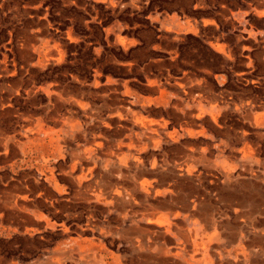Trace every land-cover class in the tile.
Segmentation results:
<instances>
[{
    "label": "rangeland",
    "instance_id": "374dc122",
    "mask_svg": "<svg viewBox=\"0 0 264 264\" xmlns=\"http://www.w3.org/2000/svg\"><path fill=\"white\" fill-rule=\"evenodd\" d=\"M262 2L0 0V264L264 263Z\"/></svg>",
    "mask_w": 264,
    "mask_h": 264
},
{
    "label": "crops",
    "instance_id": "0c3cea01",
    "mask_svg": "<svg viewBox=\"0 0 264 264\" xmlns=\"http://www.w3.org/2000/svg\"><path fill=\"white\" fill-rule=\"evenodd\" d=\"M264 5V2H262ZM117 115L121 119H131L134 122V125L139 129V131L135 130L134 134L136 137H132L131 134L128 136L129 141L126 143V146L131 149H137L140 151L144 149H148L151 144L158 145L161 142V134L167 133L168 136L174 141L177 140V137L179 136V129L176 126H172L166 119H161L159 121L149 118L148 116L142 114V113H136L133 109H117ZM133 131V129H131ZM186 131V129H185ZM191 132V131H190ZM93 148V150H95ZM194 151V150H193ZM204 153L206 152V148L201 149L199 153ZM197 152L199 157L202 156V159L205 157V155H201ZM130 156H132L131 153H126L122 156H119L121 160H129ZM199 157L197 159H199ZM141 157L136 156L135 164L138 167ZM182 166H180V170H182ZM232 174L225 173L224 174V179L225 181H229L231 178ZM83 176L78 177V179L82 180ZM144 188L148 190V187H151L152 184L150 181L144 180L143 182ZM89 187L92 189V191H98L102 195H106L105 199H109L111 203H114L115 201H119L120 197L122 196V192L119 189L111 188L108 190H105V192L101 191V188L97 185L96 181H93L92 183L89 184ZM135 188H138V186L135 185ZM98 193V194H99ZM131 207H133L131 205ZM168 253V251H167ZM147 263V262H146ZM145 264V263H144ZM235 264V263H234ZM238 264H243V263H238ZM259 264H264V263H259Z\"/></svg>",
    "mask_w": 264,
    "mask_h": 264
}]
</instances>
